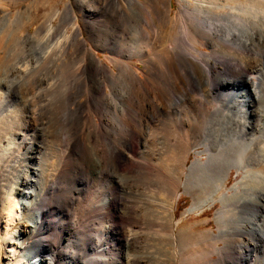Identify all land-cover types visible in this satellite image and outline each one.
Instances as JSON below:
<instances>
[{
	"label": "bare ground",
	"instance_id": "bare-ground-1",
	"mask_svg": "<svg viewBox=\"0 0 264 264\" xmlns=\"http://www.w3.org/2000/svg\"><path fill=\"white\" fill-rule=\"evenodd\" d=\"M39 1L40 0H0V42L3 44L4 48H9L12 42H18V40L20 44L25 41V44L31 45L35 61L32 62L26 59L25 62L23 61L24 64L21 65L20 68L17 67V70L23 75L22 77L29 73L30 77L34 74L36 76L39 74V81L37 82L43 87L41 90L38 88V90H40L39 93H33L32 97L30 94L31 99L28 98L31 101L29 104L27 103V109H24L23 106L18 104L10 103L12 89L9 87H0V133L3 130H8L9 132L6 138V134L5 136L2 135L3 138L1 139L5 138V141L2 140L4 143H0V218L3 221L4 234L6 237L5 241L12 244L8 250L11 254L9 258H7L9 259L7 264H66L64 261L67 260H71L70 264H72V259H76V263H79L85 260V257L89 255L90 252H93L100 261V264L102 262L106 264H144L150 261L151 257H154L149 252H145L144 249L146 240L144 229L147 231V229H149L147 226H150V228L153 227L152 229H159V232H162L163 235L165 234L164 236L170 238L172 244H174L176 238L172 232V227L175 208L181 197L179 194V183L177 184V181L179 182L181 180L180 177L183 174V167L189 158L191 150L196 147V144L194 145L192 141L190 142L185 135L182 136L181 140H179L178 137L175 139L178 141L174 143L173 150L171 146H169L171 148L169 151L172 150V152H170L171 155H168V158L180 165V168L177 169L178 173L174 178L176 182L174 183L172 181L173 183L170 182L168 185L163 184L162 186H166H161V192L154 189V191L159 192L157 195H154V192L152 194H147L149 189L147 190L144 188L147 190V193L144 192L142 189L144 185L141 184V178L145 174L144 171L146 169L144 168L145 157H143L144 152H142V149H146L145 147L151 142V140L146 137V130L152 123L155 113L164 107L165 103L179 100L180 98H186V100L191 102L190 104L194 108L206 107L208 104L207 100L202 102L192 101L191 91L195 89L196 86H199L203 80H207L210 84L211 91L214 92L217 87L222 88V86L229 85L230 80L228 77L230 75L226 73L227 70L229 71V68H238L241 70L237 78L240 80L239 85L241 87L238 89V93H236L241 96L235 98V102H232L231 96H222V103L227 108L225 110H228L230 113H235L236 111V116L239 114V124L236 126L238 128L234 131L231 140L223 143L219 149L212 150L206 163L197 161L189 167L186 173L184 188L186 192L191 193V195H193L192 197L196 198H194L195 201L191 209L193 212H199L204 210L207 206H213L216 201H220L224 207L223 210L221 209L217 214L219 235L212 232L209 233V238L213 241V245L211 244L213 251H208V254L206 253L204 263L201 264H236L237 260H240V263L243 264H264V220H260L259 218L260 213H262L264 209V202L262 201L264 200V161L261 160L263 161L262 164L258 163V165H253L254 162L260 159V156L252 152V149L255 148L254 140H247L244 135V131L247 130V126L250 124L249 119L251 114L254 112L251 104L254 103V97H259L260 93H262V87L260 85L261 79H259V73L254 71L257 67L254 66L255 60L251 61L252 58L242 67L241 64L238 63V65L231 64L232 59H229L231 56L235 55L238 57V52L251 50L252 37L256 35V29L260 30V22L264 20V6L261 7L262 5H257L256 3L258 1L256 2L255 0H194L198 4L189 11V14H204L206 10H211L214 12L215 17H203V21H196L189 26L186 25L187 27L184 28V32L192 35V44L187 51H181L178 47L168 48L169 44H176V37H178L177 33L180 29L179 16L176 14L172 15V0H73L74 6L80 13L84 14L85 28L89 33L88 42L93 44L92 46H88L87 40L83 38L82 27L77 21L78 18L73 15L74 7L72 3H69L62 12L59 10L55 13L54 17L58 16L63 19L68 17L72 22L70 28L71 32L68 34L65 33L64 39L62 38L63 41L59 44L57 43L58 51L55 53V59L51 56V58L55 60L54 62L62 63V67L58 64H56V67H58V69L59 67L63 68V72H67L70 77L68 80L66 76L67 82L64 83V86L68 91L67 98L71 104H69L64 111L69 114L67 118L77 116L79 119H82L85 125L88 126L87 134L89 138L94 140V148H91L89 151L86 150V155L81 160L82 167L84 170L96 172L99 176L107 178V182L110 183L109 191L105 193V211L98 216L104 219V221L106 219L108 224H106V229L109 233V237L107 240H101L98 244H95L92 243V238L89 240L85 239L86 236L82 234L83 228L81 227V220H79V218H77L78 220L76 219V210L73 212L70 210L73 205L77 204L79 200L78 195L83 192L85 187L83 190L70 188V190L66 192L59 183L48 185L50 180L47 179L45 183L43 182V185L40 184L42 187L39 192L37 191L38 194L35 195L34 199L30 200V194L24 192L30 190V187H28L29 178L31 176L30 160L31 158H35L36 155L40 157L36 150H42L36 147V144L39 143L40 145H44L42 142H39V140L40 138L49 139L47 137L51 130H49L50 127H48V123L42 112L43 109L47 107L46 105H49L46 104L48 95L46 89H44V85L46 84L45 70H48L47 65L50 59H48L49 52L43 45L45 39L43 32L52 29L54 25L52 26L48 18L47 21L38 26L34 35L26 33V35L18 38L20 32L25 33L24 30L26 28L37 24L36 11L39 8L35 7L36 3ZM22 2H25L28 7L13 14L14 11L12 12V9L19 6ZM182 2H186V0H180V4H182ZM106 4L115 6V10L119 13L118 18L122 23V27L128 28L130 31L137 30L138 28L143 30L146 27L145 29L157 35L160 42L159 48L156 47L157 49L151 48L149 50L139 45V41L135 42L137 40H134L136 46L132 51L123 50L121 48H116L112 51V49L109 48L112 58H108L107 60L112 67L117 70V73L98 61L94 56V49L99 46L104 47L103 43L98 42L97 34L102 31L100 18L102 9ZM222 8H228L229 12H223L221 15L217 14L218 12L216 11ZM186 11L187 10H184L183 13L185 14ZM113 14L115 15V13ZM209 14H211V12ZM140 22H142L144 26H141ZM262 28H264V25ZM262 30L263 29H261V31ZM122 34H124V32ZM41 35V40L35 41V38L41 37ZM259 41L261 42V40ZM203 47H217V50L212 54H204L201 51ZM64 58L68 59V63L64 62ZM20 64H18V66ZM138 64H142L145 70H141ZM14 67L12 69H14ZM140 75H143V78H140ZM16 79V81L20 80L18 78ZM46 79L48 80V78ZM28 81L29 80L26 82ZM107 82H109L112 87L114 85V87L122 89L126 94L121 107V131L118 130L119 128H113L112 125L106 121L105 117L102 119V115H100L101 123L99 125L95 123L92 117L93 110L96 109V101L99 99L103 102L110 98L105 91L108 87ZM213 83H216V85ZM33 85H31V87ZM73 89L76 90V95L71 93ZM81 93L84 94L83 97L85 98L83 102L80 101L79 94ZM97 93H100V98L95 97ZM38 95H41L40 100L38 98L40 96ZM225 98H229V101ZM229 112L227 113L229 114ZM95 113L100 114L97 111ZM59 118H61V116H58L57 119L59 120ZM48 120L50 121V119ZM173 131L171 130V134ZM43 139H41V141H43ZM129 157H132V160ZM61 160L63 162V159ZM12 163L15 165L19 164V167L24 170L23 177L18 179L20 181L16 179L17 182H14L16 183L14 187L10 184L4 185L5 178H7L4 174L6 170L8 171ZM176 165L177 164H175V166ZM148 166L150 167V165ZM16 167L17 166H15V168ZM233 168L238 171H245L246 175L244 181L240 185L241 188L237 189L236 187L233 190V195L216 197V195L222 192L221 190L224 187L227 175ZM147 170H149V168ZM156 170L157 169H154L153 171L156 172ZM59 171L60 170H58V172ZM157 172L163 174L159 168ZM153 174L154 173H152L151 177ZM162 176L163 175H161V177ZM197 180H203L206 186H210L211 191H208L207 197H201V199H199V197H196L194 191H190L191 186ZM160 181L162 182V180ZM15 186L18 187L16 188ZM114 191H117L119 194L118 197L114 196ZM248 199H255L257 201L255 206H253L252 203H248ZM232 202H237L238 206L243 208V216L239 218L240 222H238L236 228L233 229L236 230L235 232L228 226L230 223L228 218H230L231 213L234 214V210H229L233 206ZM52 203L58 204V206L56 205V209H52ZM44 205L46 206L44 207ZM54 211L57 212L56 217ZM17 222H20L22 225L19 230L12 233L11 228ZM56 231L60 232V234L67 233L68 235H74L73 237L82 240V251L79 252V254H75L69 250L64 251L61 244H56L53 240ZM150 231L152 233L153 230L150 229ZM156 232H153V235H155L154 233ZM236 232L248 237V240L253 244L250 242L242 244L231 241V243H229L231 245L228 249L229 253L226 254L225 248L219 245V241L228 240L231 234ZM9 234L10 236L8 238ZM157 235H159L160 238L162 236L160 234ZM39 236H43V238L41 240L35 239L36 237L39 238ZM32 239L34 242L30 243ZM239 239H242V237H239ZM62 241L64 240L60 237L59 242ZM163 241H165V239ZM168 242L169 241H167L166 244ZM148 245L147 243L146 246L148 247ZM168 245L170 244L168 243ZM233 247H236L240 251H233ZM131 252H133V254H131ZM171 253L174 252L172 251ZM215 253L219 256L218 260L212 257ZM236 254H238V257ZM261 260L262 262L259 263ZM150 264H152V262H150Z\"/></svg>",
	"mask_w": 264,
	"mask_h": 264
},
{
	"label": "rangeland",
	"instance_id": "rangeland-1",
	"mask_svg": "<svg viewBox=\"0 0 264 264\" xmlns=\"http://www.w3.org/2000/svg\"><path fill=\"white\" fill-rule=\"evenodd\" d=\"M255 1L256 2L258 1L257 3L255 2L257 5H260V6L262 5L261 7L264 6V0H255ZM69 3L73 4V0H40L38 3H36V7H35V8H37V7L39 8L36 11V16H37L36 22H37V24L32 25L29 28H26L24 30L25 33L20 32L21 34L20 33L18 34V36H19L18 38H20L23 35H26V33L34 35L37 31L38 26H40L45 21H47L48 18L50 19L52 26L54 25L52 29L47 30L46 32H43V36H45V39L43 41V45L45 48H47V51L50 54V55L48 54V59L49 58L50 59L48 61L49 64L47 65L48 70H45V75H46L45 76V83L46 84L44 85V89H46V93L48 95L47 99H46L48 101L46 102V104H49V105H46L48 108L45 106L46 108H44L42 112H43L44 118H46V121L48 123V127H50L49 130L51 129L50 134L47 137L51 141L49 139L46 140V139L40 138L39 142H42L44 145H40L39 143L36 144V147L41 148L42 150H39V149L36 150V151H38L40 157H38V155H36L35 158H31V160H30V163H31L30 175L31 176H30L29 182H28L29 183L28 187H30V190H26L24 192L25 193L28 192L30 194V200L34 199L35 195L38 194L40 188L42 187L41 185H43V182L45 183L47 179L50 180L48 185H52L53 183H59V184H61V186H63L64 191H66V192L68 190H70V188H76L78 190H83V188L85 187L83 192L78 195L79 200H78L77 204L73 205L70 210H71V212L76 210V219L79 218V220H81L80 223H81V227L83 228L82 234H84L86 236L85 239L89 240L92 238L91 239L92 243L98 244L101 240L105 241L109 237V233L106 229L107 225H108L106 219L104 221V219H102L101 217L99 218L98 216L103 214V212L105 211L104 210L105 193L107 191H109L110 183L107 182L108 181L107 178H105L103 176H99L96 172L84 170L82 167L81 160L86 155V150L89 151L91 148L92 149L94 148V140L93 139L91 140L89 138V136L87 134L88 133V129H87L88 126L85 125V123L82 121V119H79L77 116H72V118L71 117L67 118V116H69V114L66 113V111H64V110L71 103L67 98L68 91L66 90L64 83L67 82L66 80L67 79L69 80L70 77H69V74H67V72H63V68H60V67H62V63L61 62L57 63V62H54L55 60H53V59H55V55H56L55 53H57V51H58L57 43L59 44L61 41H63L65 33L68 34L71 32L70 28H71V24H72L71 19L68 17L63 19L61 17L59 18L58 16H56V17H54V16H55V13H57V11L61 10V12H62ZM196 4H198V3L194 0H189V1L186 0V2H182V4H180V0H172V5H173L172 15L176 14L179 16V21H180L179 27H180V29H179V32L177 33L179 38L176 37V40H177L176 44L175 43L169 44V46H168L169 49L178 47L179 50H181V51L189 50L190 45L192 44L191 43L192 42V35L190 33L184 32V28L189 26L190 24L196 22V21H203V17H205V18H214L215 17L214 12L211 10H206V12L204 14H199V13H190L189 14V11H191V9H193V7H195ZM27 7H28L27 4L25 2H22L19 6L14 7V9H12V12L14 11L13 14H15L17 11L24 10ZM73 7H74V14L73 15H75L78 18L77 21L82 27L83 38H85L87 40L88 46H92L93 44L88 42L89 33L87 32V30L85 28L84 14L80 13L79 10L74 6V4H73ZM185 7H187V8H185ZM184 10H187L186 12H188V13L185 12V14H184L183 13ZM180 12H181V15H180ZM210 12H211V14H209ZM216 12H218L217 14L221 15V14H223V12L228 13L229 9L228 8H222V9L217 10ZM113 13H115V15ZM186 14H188V15H186ZM195 15H196V17H195ZM118 16H119V13H118V11L115 10V6H112L111 4H108V5L106 4V6H104V8L102 9L101 18H100L102 31L98 32V34H97L98 35L97 39L99 40L98 42L103 43L104 47L99 46L98 48L94 49V52H95L94 56L97 58V60L100 61L101 63H103L105 66L110 67L113 70V72H115V73H117V70L114 67H112V65L107 60L108 58H112L110 49H112V51H113V49L115 50L116 48H121L123 50L132 51L136 46L134 43V40H137L135 42L139 41L138 42L139 45H141L146 50H149L151 48L157 49L160 47V42L157 38V35L152 33V31L145 29L146 27L143 30H146L147 32L143 31L141 28H138L137 30H131L130 31L128 28L126 29V28L121 26L122 23L120 22ZM185 20L189 23H187ZM263 21L264 20H262L260 22V26H259V27H261V28H259L260 30L256 29V31H255L256 35L252 37L253 39L251 40V50L250 51L245 50L246 52H243V51L238 52V57H237V55H235V56H231L229 58V59H232L231 61L233 63L231 62V64H237L238 63V64H241V67L245 63H248L251 60L250 58H252L251 61L255 60L254 66L257 67L256 69H254V71L259 73V77H260L259 79H261L260 85L262 87L261 88L262 93H260L259 97H254V100H253L254 103L251 104L254 112L251 114V117L249 119L250 124L247 126V130L244 131V135L246 136L247 140H254V143H255L254 147L255 148L252 149V152H255L257 155L260 156V159L257 162H254L253 165H258V163L262 164V162L264 161V156H263L264 153H262V152H264V42H263V39H264V31L263 30H264V28H262L264 25ZM262 23H263V25L261 26ZM140 24H141V26H144V24L142 22H140ZM261 29H263V30L261 31ZM260 31H261V33H260ZM123 32H124V34H122ZM147 33H148V35H147ZM256 36H258V37H256ZM134 37H135V39H134ZM137 37H138V39H137ZM182 37H184V38H182ZM41 38H42V35H41V37H36L35 41L41 40ZM104 39H105V41H104ZM21 40L24 41L23 39H21ZM21 40H20V42H21ZM259 40H261V42ZM24 42H21V44H20L19 40H18V42L14 41L11 43L9 48H4L3 44H1V42H0V45H2V46H0L1 47L0 48V87L1 88L9 87L10 89H12L11 90V96L12 97H11L10 103L18 104L20 106H23L24 109H27L28 104L31 101L30 99L32 97V94L35 92H36V94L39 93V91L41 89H43V87H41L40 83L37 82V81H39V77H38L39 74H37V76L35 74L34 75L31 74L32 75L31 77L33 78L32 79L29 75L30 73L27 74L28 76L25 74L24 77H22L23 75H21V73L17 70V67L20 68V66L24 64L26 59L31 60L32 62L35 61L34 53H33V49L31 47V45L25 44ZM214 48H216V49H214ZM214 48L203 47L201 49V51L204 54H212L215 50H217V47H214ZM257 50H259V51H257ZM51 56L53 59L51 58ZM256 57H257V60H256ZM50 60L51 61L53 60V61L51 62ZM63 60L65 63H68V59L64 58ZM17 63L18 64L21 63V64L18 66ZM56 64L60 65L59 69H58V67H56ZM14 66H16V67H14ZM13 67L16 70L12 69ZM138 67L141 70H145L144 66L142 64H138ZM13 70L15 72H17V71L18 72L15 73ZM240 72H241V70L238 68H236V69H233V68L230 69L229 68V71L227 70L226 73L228 75H230L228 77L230 80V82H229L230 84L227 86H222V88L220 87L221 89L217 87L215 92L211 91L210 84L207 82V80H203L199 86H196V88L191 91L192 101L193 102H195V101H197V102L201 101L202 102V101L207 100L208 104L204 108L203 107H198V108L192 107L190 104L191 102L186 100V98L185 99L180 98L179 100H174V101L165 103L164 107H162L161 109H159L155 113L156 117L154 116V118H153L154 120L152 119L153 124L151 123L149 125L148 129L146 130V132L148 133V135L146 133V137L149 140H151V142H150V144H148L145 147L146 149H144V148L142 149V152H144L143 157H145L144 158L145 162L143 161L144 165H145L144 168H146V169L144 171L145 174L143 173L144 175L142 176L143 179L141 178V184L144 185V186H142V189L144 190V192L147 193V190L149 189L147 194H152L154 192V195H157V193L159 194L158 191H160V192L162 191L161 186L163 184L168 185L172 181L174 183L176 182V180L174 178H175L176 174L178 173L177 169L180 168V165L177 162L175 163L174 160H170V158H168L171 155L170 152H172V150H173L174 143L176 141H178L175 139H177V137H178L179 140H181L182 136L185 135L188 138V140H190V142L192 141L194 145L196 144V147L191 150L189 158H188L185 166L183 167V174L180 177L181 180L179 182L177 181V184L179 183L178 187H179V194L181 197L178 200L176 208H175L174 223H173V227H172V232L176 238L175 243L172 244L171 239L168 238L167 236H164L165 234L163 235L162 232L160 233L159 229L158 230L156 228L152 229L153 227L150 228V226H147V228H149V229H147V231H146V229H144L145 239H146L145 244L147 245V243H148L149 245L147 247L144 244L145 248L144 247L143 248L145 249V252L147 251L150 254H152V256H154V257H151L150 261H148L149 264H150V262H152V264H197L198 262H199L198 264H201V263H204V257L206 255V253L208 254V251L209 252L213 251V247H212L213 241L210 240L209 233L212 232V233H215L216 235H219V233H220L219 228H218V223H217V214L219 211H221V209L223 210V208H224L223 204H221L220 201H216L215 205L207 206L204 210H201L199 212H194V213L191 212L192 206H193L196 198L192 197L193 195H191V193L185 191L184 183H185V179H186V173L188 172L189 167L194 162H197V161H200L201 163H204V162L206 163L208 160L209 154L212 153V150L219 149L223 143H226L229 140H231L234 131L238 128L236 126H238L237 124H239L238 123L239 122V114H238V116H236L237 115L236 111H235V113L234 112L230 113L228 110H225L227 108L222 103V100H223L222 98L231 96L232 102H235V100H236L235 98H237L238 96L239 97L241 96V95L236 94V93H238L237 92L238 89L241 87L239 85L240 80L237 79L238 74ZM19 76H21V77H19ZM33 76H36V77H33ZM66 76H67V79H66ZM16 78L20 79L19 80L20 82L16 81L17 80ZM46 78H48V80ZM140 78H143V75H140ZM25 79H26V81L29 80L28 82L30 84L28 82H26ZM30 81L31 82L33 81L32 84ZM213 84L216 85V83H213ZM31 85H33V86L31 87ZM28 86H29V88H28ZM107 86L108 87L106 88L105 91L109 95L110 98L107 101H103L104 103L99 99L96 101L97 103H95V108L97 110L96 109L93 110V116L92 117L94 118L93 120L95 121V123H97L99 125L101 123L100 115H102L103 116L102 119H104V117H105L106 121L109 124H111L113 128H116V129L119 128L118 130L121 131L122 130L121 124H120L121 107L123 105V100L125 99L126 94L122 89H119L118 87H114V85H113V87L110 86L109 82H107ZM46 87L48 88V90ZM16 88H17V90H16ZM38 88L40 90H38ZM20 89H21V91H20ZM218 90H219V92H218ZM26 92H28V93H26ZM71 93L76 95V90L73 89V91ZM28 94H29V96H28ZM30 94H31V97H30ZM79 95H80V101L81 102L85 101V98L83 97L84 94L81 93ZM38 96H40V97H38L40 100L41 95H38ZM100 96H101L100 93L95 94V97H97V98H100ZM38 98H37V100H38ZM225 99H228V101H229V98H225ZM116 109H117V112H116ZM199 109H200V111H199ZM239 109H240V107H239ZM96 111L99 112L100 114L95 113ZM119 111H120V113H119ZM203 111H205V112H203ZM61 112H63V113H61ZM227 112H229L230 115ZM63 115H65V116H63ZM58 116L59 117L61 116V118H59V120L57 119ZM236 117H238V118H236ZM62 118L64 121L62 120ZM48 119H50V121ZM71 124H73V125H71ZM68 126H70V127H68ZM85 126H86V128H85ZM150 129H151V131H150ZM71 130H73V131H71ZM171 130L172 131L174 130L172 132V134H171ZM8 133H9L8 130L1 131L0 143H2V142L4 143V141H5L4 139L7 137ZM5 134H6V136H5ZM177 134H178V136H177ZM2 135L5 136L4 139H1V138H3ZM150 136H152V137H150ZM170 138H171V140H170ZM41 139H43L44 142L41 141ZM2 140H4V141H2ZM170 141L173 143H171ZM169 146H171V148H172V150H170V151H169V149H171V148ZM62 152H63V154H62ZM129 158L131 159L132 157H129ZM61 159H63V162ZM166 160L169 162H167ZM261 160H263V161H261ZM163 162H164V164H163ZM147 164L150 165V167ZM175 164H177L176 165L177 168H176ZM132 165L134 166L133 163H132ZM15 166H17V167L15 168ZM160 167H162V168H160ZM148 168H149V170H147ZM158 168L161 170V172H163V174H161L160 172H157ZM154 169H157L156 170L157 173L155 171H153ZM58 170H60V171L58 172ZM148 171L150 174L148 173ZM6 172L4 175L7 178H5L6 180L4 182V185L10 184L14 187V185H16V183H14V182H17L18 179L23 177L24 170L19 167V164L15 165L14 163H12L11 166L8 168V171L6 170ZM63 172H64V174H63ZM152 173H154L153 174L154 177L153 176L151 177ZM20 175H22V176H20ZM161 175H163V176L161 177ZM245 175H246L245 171H238L235 168L231 169L227 175V179L225 181L224 187L221 190L222 192H220L219 195H216V197H221L224 195H233V192H234L233 190L236 187H237V189L241 188L240 185L244 181ZM9 178H12V179H9ZM160 180H162V182ZM10 181H11V183H10ZM18 181H20V180H18ZM149 181H150V183H149ZM209 181H211V180H209ZM5 183H7V184H5ZM146 183H147V185H146ZM195 184H196V186H195ZM165 186L166 185H164L162 187H165ZM15 187L17 188L18 186H15ZM144 188L147 190H145ZM154 189H156L158 191H154ZM190 189H191L190 191H192V192L194 191L196 197H199V199H201V197L202 198L207 197V193H209L211 191L210 186L209 187L206 186L205 181H203V180L195 181V183L191 186ZM192 189H194V190H192ZM32 190H34V191H32ZM112 191H113V189H112ZM113 194L115 197L119 196L117 191H114ZM121 199H123V198H121ZM247 201H248V203H252L253 206H255V203L257 202L255 199H252V200L248 199ZM262 201L264 202V200H262ZM235 203L232 202L233 206L231 208H233V209H231V208L229 209L230 211L234 210V214L231 213L230 218H228L229 219L228 221L230 222L228 226L234 232L236 230H233V229H235L238 222H240L239 218L243 216V208L241 206H238L237 202H235ZM52 205H53L52 209H56L58 206L57 203H52ZM45 206L46 205H44V207ZM54 214L56 217L57 212L54 211ZM55 217H54V219H55ZM259 218H260V220H262V219L264 220V209H263V212L260 213ZM21 225L22 224L20 222H17L11 228V232L15 233L17 230H19ZM150 229L153 230L152 233H151ZM156 231H158V232H156ZM153 232H156L157 234L162 235L161 238L156 233H154L156 236L153 235ZM54 235H55L54 239H53L54 242L56 244L60 243L61 247L64 248V251L69 250V251L74 252L75 254H77V253L79 254V252L82 251L83 242H81L82 240H80L79 238L73 237L74 235H68L67 233L60 234V232H58V231H56V233H54ZM9 236H10V234L8 235V238H9ZM87 236H89L90 238ZM60 237H62L64 241L59 242ZM162 237H165V238H162ZM230 237L226 241H219V245L222 248H225L226 254L229 253L228 249L231 247V245L229 244V243H231V241L236 242V243H242V244H246L247 242H250L251 244H253L251 241L248 240V237L241 235V233H239V232L232 233ZM239 237L240 238L242 237V239H239ZM42 238H43V236H39V238L36 237L35 239L41 240ZM164 239L166 242L169 241L168 243L170 245H168V243L166 244V242L163 241ZM5 240H6V237L4 234L3 221L0 218V264H7L9 261V259H7V258H9L10 254H11L8 252V250L12 244L8 243ZM33 242H34V240L32 239L30 241V243H33ZM156 247H157V249H156ZM172 251L174 253H171ZM233 251H240V250H238L235 247L233 249ZM131 254H133V252H131ZM134 254H136V253H134ZM170 255H172V256H170ZM236 255L238 257V254H236ZM212 257L216 260L219 259V256L216 253L213 254ZM171 259H172V261H171ZM70 261L67 260V261H64V263L70 264ZM72 261H73L72 264H100V261L93 254V252H90L89 255H87L85 257V260H83L79 263H76L77 262L76 259H72ZM148 262H145L144 264H148ZM261 262H262V260L259 261V263H261ZM101 264H106V263L102 262ZM236 264H243V263H240V260H237Z\"/></svg>",
	"mask_w": 264,
	"mask_h": 264
},
{
	"label": "water",
	"instance_id": "water-1",
	"mask_svg": "<svg viewBox=\"0 0 264 264\" xmlns=\"http://www.w3.org/2000/svg\"><path fill=\"white\" fill-rule=\"evenodd\" d=\"M191 212H193L192 210H191ZM194 213V212H193Z\"/></svg>",
	"mask_w": 264,
	"mask_h": 264
}]
</instances>
